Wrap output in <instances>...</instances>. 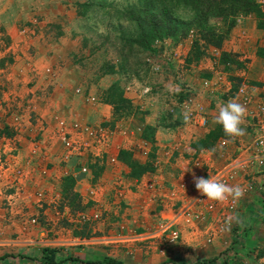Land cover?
Returning a JSON list of instances; mask_svg holds the SVG:
<instances>
[{
	"label": "crops",
	"instance_id": "0c3cea01",
	"mask_svg": "<svg viewBox=\"0 0 264 264\" xmlns=\"http://www.w3.org/2000/svg\"><path fill=\"white\" fill-rule=\"evenodd\" d=\"M254 1L264 11V0ZM2 6L6 13H11L7 0H3ZM0 30H4L12 41L14 54V49L18 46L14 22L0 21ZM228 37V44H225L227 49L223 48V51L237 57L239 61L244 60L246 69L250 72L247 73L248 76L261 77L256 81L258 83L250 87L251 95L254 98L257 95L264 97V59L255 54L257 48L264 43V30L256 29L254 16L248 14L235 20ZM188 52V47H185L180 54L181 58ZM1 56L0 54V58ZM42 56H39L40 59L32 69L24 66L20 69L16 61L22 58L17 54L11 57L12 63L0 68V112L1 109L8 111L7 107L10 110L26 107L24 113L30 116L31 123L35 120L44 129L39 138L48 153L47 158L42 161L38 154H29L28 127L25 125L17 139L20 164L26 159L30 162L25 167L27 176L23 186L26 191H43L45 200L41 209L27 202V211L22 216L17 215L16 208L11 213L9 223L5 224L6 212L0 196L1 239L4 242L10 241L0 247V264H104L105 259L118 264H223L224 254L227 264H264V224L261 222L264 189L249 191L241 199L235 214L239 223L233 221L230 230L224 231L208 245L201 243L200 235L195 237L194 232L181 229L177 245L162 248L157 234H153L159 222L170 217L171 211L168 208L179 203L170 200L169 189L183 176L190 181L193 172L187 164L190 157L198 150L208 151L214 148V143L209 147H197L198 143L212 132L221 134L217 139L224 137L222 127L214 124L213 120L218 115L219 108L231 99L224 89L211 100L200 87L201 79L210 77L206 73L207 70H212L210 63L199 67L184 64L182 59L180 62L173 59L169 66L163 67L164 72L161 69L158 74L153 73L156 80L155 93L152 96L150 94L146 101L140 99V92L128 87L123 89V97L130 102L131 108L139 109L142 113L116 118L111 106L88 103L86 97L89 93L84 89L59 87L61 68L57 67L53 72L49 70L47 77V70L42 69L40 61L44 58ZM15 70H21L20 76ZM26 82L30 87L23 86ZM112 82L114 81L108 77L105 79L106 85L98 84L93 91L98 94L104 92ZM18 85L21 93L25 94L26 90L30 93L29 103H12L13 98L9 96H14L15 91V95L18 94ZM179 88H190L195 95H203L204 99L198 102L205 108L207 125L204 129L185 122L183 113L175 103V98L181 96ZM91 96L97 100L98 95ZM155 98L161 103H152ZM58 120L66 123L112 125L110 127H113L114 134L109 141V153L117 159L119 152H125L131 163L148 170L132 176L131 169L117 159L112 166L105 162L102 166L91 164L88 177L78 176L77 163H59L60 147L51 138ZM7 125L8 120L0 115V131L9 134ZM240 127L244 130L242 136L235 138L234 142L228 143L219 152L213 151L210 159L214 167L221 168L229 164L250 144V134L243 123ZM145 128L150 132L148 140L142 136ZM251 171L254 170L250 169L249 172ZM237 174L238 177L241 175L239 171ZM67 178L72 180L70 191L78 199H85L84 194L88 188L94 187L101 221H88L78 226V215H70L72 208L66 206L67 198L63 196L64 180ZM145 184H152L153 190L145 189ZM186 196L176 195L175 199L181 201L188 197ZM85 212L87 216L91 213L89 209ZM31 217L37 218L38 224H29L28 219ZM81 226L84 229L78 232ZM45 228H51L49 240L52 239L55 244H51L52 240L44 239L47 238ZM82 233L83 236H80ZM78 238H85V241L78 242ZM42 246L48 247L42 249ZM39 249L43 255L41 259Z\"/></svg>",
	"mask_w": 264,
	"mask_h": 264
},
{
	"label": "rangeland",
	"instance_id": "374dc122",
	"mask_svg": "<svg viewBox=\"0 0 264 264\" xmlns=\"http://www.w3.org/2000/svg\"><path fill=\"white\" fill-rule=\"evenodd\" d=\"M7 1L11 13L5 12L3 0H0V21L14 22L18 41L14 50L22 58L16 61L19 68H34L39 56L43 55L44 58L40 61L42 69L47 70V77L49 70L53 72L55 68H61L59 87L84 89L89 93L86 97L88 103L93 94L98 95L97 103H102L103 92L98 94L93 88L98 84L104 85L108 77L117 84L121 83L119 87L122 94L126 87L140 92L143 86H150L153 88L151 96L154 95L156 80L153 73L158 74L161 69L164 72L163 67L171 64L169 60L175 54L174 51L177 52L175 48L179 51V59L174 57L175 61L180 62L182 59L184 64L199 67L210 63L212 72L226 74L233 91L240 84L251 87L258 83V78L261 79L259 75L256 79L248 76L247 73L250 72L246 69L245 61H239L237 57L234 59L241 66L222 64L219 60L220 52L230 55L223 51V48L227 49L225 44H228L230 29L224 23L212 19L195 21L196 13L186 5L185 0ZM240 16L237 15L235 20ZM167 23L168 28H173V31L163 27ZM3 31L0 30V68L12 63L11 57L16 55L12 53V41ZM152 31H158L159 37ZM211 33L225 36L219 49L213 47L211 40L214 38ZM161 39L166 43L159 46L155 41ZM185 47H188L189 52L181 58L180 54ZM157 66L159 70L154 72L152 68ZM255 68L258 70L259 67ZM20 71L15 73L20 76ZM210 72L207 70L206 73L209 75ZM23 86L30 87L27 82ZM19 87L20 85L17 86L18 94L15 95V91L14 96L11 94L9 97L13 98L12 103H27L30 93L27 90L25 94L21 93ZM148 96L143 95L140 99L146 101ZM154 100L152 103H161L159 99ZM24 110L26 111V107ZM133 111V114L128 115L142 113L139 109ZM85 202L86 198L67 199L66 206L72 208L70 215L83 214L87 218L85 211L90 208V204ZM94 209L99 210V207ZM78 220V226L86 223L79 217ZM82 229L83 226L78 232Z\"/></svg>",
	"mask_w": 264,
	"mask_h": 264
},
{
	"label": "built area",
	"instance_id": "2783aa9c",
	"mask_svg": "<svg viewBox=\"0 0 264 264\" xmlns=\"http://www.w3.org/2000/svg\"><path fill=\"white\" fill-rule=\"evenodd\" d=\"M155 43L160 46L161 44L164 45L166 41L161 39L155 41ZM175 50L177 52L174 51L175 54H173L169 62L174 57L177 60L179 59L178 48H175ZM152 69L154 72L159 70L158 66ZM209 75L210 77L203 78L200 81L201 90L209 99L212 100L225 89V94H228L227 97L229 99L236 98L239 103L246 106L247 112L243 125L251 136V142L247 148L242 150L240 155L221 168L214 167L211 164L210 157L213 151L219 152V150L227 147L228 144L222 143L224 140L229 139L225 135L214 142L213 150H198L190 157L187 162L188 166L193 169L190 181L183 176L181 180L169 189L168 195L170 200L179 203H175L172 207L168 208L171 211L170 217L162 219L153 233L157 234V239L160 240L162 248L175 247L180 241L181 229H187L191 233L194 232L195 237L200 235L202 237L201 243L204 245L210 244L225 231L223 230V226L227 223L229 217L235 216L241 199L253 189H264V97L257 95L254 98L251 95V88L245 84H240L233 91L234 89L232 90L231 83L227 80L225 73L211 71ZM262 87L264 88V82ZM178 93L181 96L175 98V103L183 115L186 111L189 112V120L187 122L191 126L204 129L207 125L205 108L198 102V100L204 99L203 95H195L193 89L190 88H179ZM150 94V86H143L140 89L141 96H148ZM88 100L89 103H97V100L93 97ZM7 108H9L8 111L4 112L1 109L0 112V115L8 120L7 127L10 132L7 135L0 133V196L2 197V206L6 212L4 216L5 224L9 223L11 213L16 208L18 211L17 215L22 216L27 211L25 205L27 202L41 209L45 200L43 191L35 189L30 192L26 191L23 186L27 176L25 167L30 162L29 159H26L20 164L17 139L24 131L25 125L28 127L29 154H38V158L41 161L45 160L48 156L47 148L40 143L41 139L39 138V135L44 131L42 125H37V121L35 120H32L33 123H31L30 116L24 113L25 108H11L13 110H10V107ZM165 129L168 130V128ZM113 130V127L109 125L66 123L65 121L58 120L51 138L60 147L59 163H77L76 174L84 178L89 176V166L91 164L102 166L103 162H105L109 166L114 165L117 159L109 153L108 148L110 138L114 134ZM205 161L208 162L205 164ZM203 167L205 168L203 169ZM250 169L254 171L249 172ZM198 171L200 172L197 173ZM238 171L241 173L239 177ZM198 177L205 179L215 178L228 185H239L245 190L244 195L235 204L232 203L231 199L224 203L207 201L195 188L194 180ZM145 189L148 191L150 189L153 190V185L145 184ZM94 193V187L90 186L84 194L86 198L85 204H90V208L88 209L91 211L87 219L83 214L78 216L84 222L90 221L96 223L102 220L99 210L94 209L98 204ZM119 194L121 195V193ZM180 194L187 195L188 197L186 196L187 198L181 201L175 199V196H179ZM261 217V222L264 224V211ZM28 222L31 225H36L38 224V219L31 217L28 219ZM50 231L51 228L44 229V233L47 234V238L45 237L44 239L47 241L52 240H49ZM77 241H85V238H78ZM9 242H4L0 234V247ZM55 243L52 240L51 244ZM44 247L42 246V249ZM38 254L39 259H41V256H43L41 249H39Z\"/></svg>",
	"mask_w": 264,
	"mask_h": 264
},
{
	"label": "trees",
	"instance_id": "16d2710c",
	"mask_svg": "<svg viewBox=\"0 0 264 264\" xmlns=\"http://www.w3.org/2000/svg\"><path fill=\"white\" fill-rule=\"evenodd\" d=\"M185 2H186V5L189 6L196 13V16L194 19L195 21H199L201 19H204V21H207L208 19H212L213 21L214 20L220 21L224 23L227 26V29L229 30L232 28L234 20L237 17V15L244 16V15L251 14L254 16L256 29L264 30V11L261 10V6L258 3H256L254 0H185ZM167 25L168 23L164 24L163 27H165L168 30L170 29L172 31L174 30L173 28H168ZM152 32H156L154 33V35L159 37L158 31H152ZM208 32L210 31L208 30ZM211 36L214 38V40H211L213 42V47L215 49H219L220 44L223 41V38L225 36L217 35L213 33H211ZM255 54L258 58L264 59V43L262 47L257 48ZM234 57L235 56H231L223 52H220L219 54V60L222 61V64L231 63L234 65L241 66V63L236 61ZM120 88L121 87H119V84L114 82L111 84V86L106 91L102 93L103 94L102 103L107 104L112 107L113 115H115L116 118H120V117L123 118V117H126L128 114L134 113V111L132 110L130 106V102L123 97V94ZM102 125L106 126L108 124L102 123ZM0 133L7 135L6 131H0ZM149 134H150L149 130L145 128L143 130L142 136L143 138L148 140ZM219 136H221V134L217 132L208 133L207 136L198 143L197 147H209L210 145H213L214 141H216V139ZM117 159H119L120 162H122L123 164H125L131 169L132 176H137L148 170L144 166H139V165L131 163V161L129 160L128 154L125 152H119ZM71 185H72L71 179L67 178L64 180L63 196H65L64 198H67L69 200L71 199L74 200V199H77V197L75 194H73L70 191ZM225 258H226V255L224 254L223 264H227V259ZM103 263L104 264H118L109 259L103 260ZM228 264L230 263L228 262Z\"/></svg>",
	"mask_w": 264,
	"mask_h": 264
},
{
	"label": "clouds",
	"instance_id": "9594fccd",
	"mask_svg": "<svg viewBox=\"0 0 264 264\" xmlns=\"http://www.w3.org/2000/svg\"><path fill=\"white\" fill-rule=\"evenodd\" d=\"M246 112V106L239 103L236 99L227 101L226 104L219 108L218 115L214 118L213 123L220 125L224 135L229 138L224 140L223 144L226 145L244 134V130L240 125L243 123ZM184 120L185 122L189 120V112L187 111L184 113ZM194 183L200 195L210 202L224 203L231 199L232 203L235 204L243 197L245 191L239 185H228L215 178L205 179L198 177L195 178ZM233 221L239 223L237 217L231 216L223 226V230H230Z\"/></svg>",
	"mask_w": 264,
	"mask_h": 264
}]
</instances>
